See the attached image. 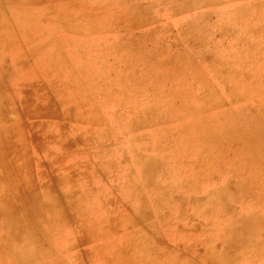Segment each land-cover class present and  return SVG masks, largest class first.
Returning <instances> with one entry per match:
<instances>
[{
    "label": "rangeland",
    "instance_id": "1",
    "mask_svg": "<svg viewBox=\"0 0 264 264\" xmlns=\"http://www.w3.org/2000/svg\"><path fill=\"white\" fill-rule=\"evenodd\" d=\"M0 22V264H264V0Z\"/></svg>",
    "mask_w": 264,
    "mask_h": 264
},
{
    "label": "bare ground",
    "instance_id": "2",
    "mask_svg": "<svg viewBox=\"0 0 264 264\" xmlns=\"http://www.w3.org/2000/svg\"><path fill=\"white\" fill-rule=\"evenodd\" d=\"M1 27H2V24H1V22H0V28H1ZM2 28H3V27H2ZM0 38H1V37H0ZM4 38H5V37H4ZM43 59H44V58H43ZM1 61H2V62H1ZM0 62H1L2 67H3L2 70L5 69L6 66H5V64H3V59H2V57H0ZM45 62H46V59H44V64H45V65L48 64L47 62H46V63H45ZM42 64H43V62H42ZM44 64H43V65H44ZM10 69H11V68H10ZM2 79H3V80H2V81H3V82H2L3 84H5V85H9V84H10V81H9L8 79H6V78H4V77H3ZM17 92H19V91H17ZM14 95L17 96L16 93H14ZM2 120H3V119L1 118V115H0V122H2ZM2 126H4V125H2ZM2 128H3V127H2ZM4 130H5V129H2L0 133H1L2 136L6 137V133H5ZM8 138H10V137L8 136ZM10 141H11V139H10ZM10 141H9L8 145H9L10 148L12 149V148L14 147V145H13V143L11 144Z\"/></svg>",
    "mask_w": 264,
    "mask_h": 264
}]
</instances>
